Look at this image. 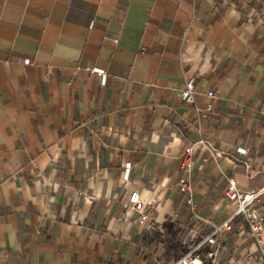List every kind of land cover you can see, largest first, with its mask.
Here are the masks:
<instances>
[{
  "label": "crops",
  "instance_id": "crops-1",
  "mask_svg": "<svg viewBox=\"0 0 264 264\" xmlns=\"http://www.w3.org/2000/svg\"><path fill=\"white\" fill-rule=\"evenodd\" d=\"M227 178L264 187V0H0V264H261L242 217L204 242Z\"/></svg>",
  "mask_w": 264,
  "mask_h": 264
},
{
  "label": "built area",
  "instance_id": "built-area-1",
  "mask_svg": "<svg viewBox=\"0 0 264 264\" xmlns=\"http://www.w3.org/2000/svg\"><path fill=\"white\" fill-rule=\"evenodd\" d=\"M116 39V36L112 37ZM24 64H30V59H21L20 60ZM93 71L101 76L100 83L105 84L107 75L103 70L93 68ZM79 74V72H78ZM69 84L66 85L65 89V98L69 97ZM194 82L191 80L188 83L187 90L180 91L178 95L182 97L185 101H187L190 105H195L194 97ZM208 96L210 98L215 96V93L209 92ZM211 106L209 105L204 112H211ZM204 141H199L189 147H187L184 152L181 154V165L183 169L187 173H191L195 168L197 170H202L204 168V163H200L198 165L194 164V160L192 158V154L195 149L199 146H203ZM240 152H244V150L239 149ZM130 170V165L128 164L126 167V173L128 174ZM180 191L183 193L187 204L191 209H196V203L194 200V191L193 184L190 177L183 178L179 183ZM264 194V187L256 192L247 193L239 187L237 181L233 178H227L226 185V196L229 201L235 203L236 210L232 215L226 218L222 223L215 225L213 227L212 233L206 237L204 242L210 243L212 246H217V237L224 232H230L233 229V222L237 217H242L244 222L249 228V233L255 241L258 253L259 260L261 264H264V221L261 217L260 213L255 207L256 202H258L259 198ZM152 201L149 203H145L141 200L138 192H132L129 196V202L127 204V208L132 212L139 215V224H145L149 219V213L147 206L152 205ZM118 222V221H117ZM113 233L117 235L119 233V227L117 225L113 228ZM196 250L197 247L191 249L188 253L180 257L172 264H193L194 257L196 258ZM214 252H211L210 256L214 255Z\"/></svg>",
  "mask_w": 264,
  "mask_h": 264
},
{
  "label": "rangeland",
  "instance_id": "rangeland-1",
  "mask_svg": "<svg viewBox=\"0 0 264 264\" xmlns=\"http://www.w3.org/2000/svg\"><path fill=\"white\" fill-rule=\"evenodd\" d=\"M230 1L237 2L239 0H230ZM255 207L258 210V212L260 213V215H261V217L263 218V221H264V206H262L260 204V201H259V202H256Z\"/></svg>",
  "mask_w": 264,
  "mask_h": 264
}]
</instances>
